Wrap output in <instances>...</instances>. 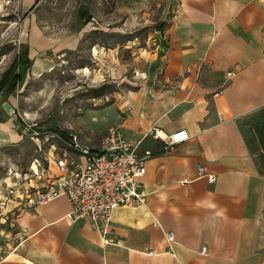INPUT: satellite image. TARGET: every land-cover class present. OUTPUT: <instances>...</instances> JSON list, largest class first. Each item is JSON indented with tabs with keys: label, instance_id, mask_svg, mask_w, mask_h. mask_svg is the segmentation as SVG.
<instances>
[{
	"label": "crops",
	"instance_id": "0c3cea01",
	"mask_svg": "<svg viewBox=\"0 0 264 264\" xmlns=\"http://www.w3.org/2000/svg\"><path fill=\"white\" fill-rule=\"evenodd\" d=\"M168 4L144 78L118 96L105 130L117 125L153 152L160 141L141 138L151 127L161 137L179 129L189 137L145 162V201L112 211L106 242L89 219L71 222L60 196L19 208L0 264H264V174L252 132L264 124V0ZM45 64L34 59L32 73ZM6 99L0 146L18 139Z\"/></svg>",
	"mask_w": 264,
	"mask_h": 264
},
{
	"label": "rangeland",
	"instance_id": "374dc122",
	"mask_svg": "<svg viewBox=\"0 0 264 264\" xmlns=\"http://www.w3.org/2000/svg\"><path fill=\"white\" fill-rule=\"evenodd\" d=\"M171 13L168 0H4L0 80L18 58L19 65L13 91L0 89V99L12 107L18 139L0 146V251L13 241L27 195L54 175L47 159L63 146L53 134L97 143L115 100L143 80L156 29ZM34 59L46 64L33 74ZM26 124L42 133L32 135Z\"/></svg>",
	"mask_w": 264,
	"mask_h": 264
},
{
	"label": "built area",
	"instance_id": "2783aa9c",
	"mask_svg": "<svg viewBox=\"0 0 264 264\" xmlns=\"http://www.w3.org/2000/svg\"><path fill=\"white\" fill-rule=\"evenodd\" d=\"M230 75L232 72H227V76ZM24 128L34 136L42 133L33 124H26ZM46 136L52 137L50 134ZM53 136L63 146L61 153L47 159L54 166V175L47 177L39 188L27 195L25 205L45 204L63 196L69 204L67 218L71 222L89 219L104 242L108 240V222L116 207L144 203L141 178L145 162L154 153L168 151L189 137L185 129L161 137L156 128L151 127L141 138L150 136L160 141L153 152L140 147L141 139L134 143L127 141L117 125L109 126L95 145L81 143L73 134ZM165 239L170 250L174 241L172 233L165 232ZM4 252L0 251V263L6 256ZM204 252L205 246H202L199 253Z\"/></svg>",
	"mask_w": 264,
	"mask_h": 264
},
{
	"label": "trees",
	"instance_id": "16d2710c",
	"mask_svg": "<svg viewBox=\"0 0 264 264\" xmlns=\"http://www.w3.org/2000/svg\"><path fill=\"white\" fill-rule=\"evenodd\" d=\"M81 13H84V12H81ZM85 20H89L88 15L85 17ZM164 29H165V24L160 23L156 30L162 33ZM23 55H24L23 56L24 61L25 62L29 61L27 59V52H24ZM21 64L22 63H20V68H21V72H23L25 66ZM18 65H19V58L16 59L14 64L9 69L5 70L0 80V89H3L4 87L7 88V91H6L7 93H11L13 91L14 80L17 78L16 69ZM252 132L257 140L258 147L260 149V152L257 155H255L254 160L258 168V171L264 174V124L253 125ZM60 135L63 137H66L64 134H60Z\"/></svg>",
	"mask_w": 264,
	"mask_h": 264
}]
</instances>
